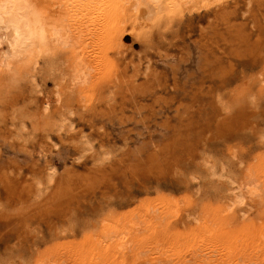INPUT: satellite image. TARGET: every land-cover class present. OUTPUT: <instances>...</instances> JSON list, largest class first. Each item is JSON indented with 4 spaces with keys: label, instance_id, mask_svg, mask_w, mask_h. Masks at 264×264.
I'll list each match as a JSON object with an SVG mask.
<instances>
[{
    "label": "rangeland",
    "instance_id": "obj_1",
    "mask_svg": "<svg viewBox=\"0 0 264 264\" xmlns=\"http://www.w3.org/2000/svg\"><path fill=\"white\" fill-rule=\"evenodd\" d=\"M63 11L1 32L0 264H264V0Z\"/></svg>",
    "mask_w": 264,
    "mask_h": 264
},
{
    "label": "bare ground",
    "instance_id": "obj_2",
    "mask_svg": "<svg viewBox=\"0 0 264 264\" xmlns=\"http://www.w3.org/2000/svg\"><path fill=\"white\" fill-rule=\"evenodd\" d=\"M66 1L0 0V42L1 32L3 31L6 33L9 47L12 49L10 59L5 61L7 65L16 60V57L31 51L33 47L44 45L51 36H54L57 40L66 36L65 31L67 28L63 17V8L66 7ZM171 1L178 6L195 5L201 2V0ZM241 199L242 196L236 194L233 202L239 203ZM115 231V229L110 231L107 228V231H103L100 241L107 243L112 240L114 234H116ZM118 247L119 249L122 248L123 243H119ZM110 248L117 252L118 248L116 249L115 246L111 245Z\"/></svg>",
    "mask_w": 264,
    "mask_h": 264
}]
</instances>
